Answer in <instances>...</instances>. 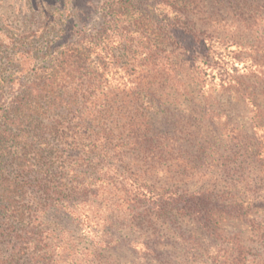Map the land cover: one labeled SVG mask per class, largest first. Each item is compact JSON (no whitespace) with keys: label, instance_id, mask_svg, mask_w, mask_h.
I'll return each instance as SVG.
<instances>
[{"label":"trees","instance_id":"trees-1","mask_svg":"<svg viewBox=\"0 0 264 264\" xmlns=\"http://www.w3.org/2000/svg\"><path fill=\"white\" fill-rule=\"evenodd\" d=\"M205 1L212 17L196 18ZM225 10L234 17L226 36L197 29ZM76 27L64 17L42 63L9 101L0 96V264H120L123 249L153 264H264V0H106L95 33ZM132 48L133 59L121 61ZM186 66L195 97L230 92L250 107L252 166L220 187L156 185L159 172L186 171L177 142L167 150L137 107L194 98L180 75ZM118 210L131 234L156 218L180 237L188 219L214 246L199 250L203 242L191 235L174 253L141 231L116 237ZM231 219L247 224V235L224 231Z\"/></svg>","mask_w":264,"mask_h":264},{"label":"rangeland","instance_id":"rangeland-1","mask_svg":"<svg viewBox=\"0 0 264 264\" xmlns=\"http://www.w3.org/2000/svg\"><path fill=\"white\" fill-rule=\"evenodd\" d=\"M105 1L78 0V7H72L67 0H0V96L9 101L12 91L19 87L18 80L22 81L23 75L30 72L33 65L42 63L47 46L61 33L60 27L64 17L71 16L75 19L78 33H95L102 25V8ZM89 9L92 10L88 11ZM197 12L196 18L213 15L212 7L207 1L200 3V10ZM214 17L215 21L211 18L207 20L206 26H196L197 29L208 28L207 30L212 32V29L217 27L220 35L226 36L228 24L234 20L233 13L225 10ZM184 45L186 48L189 44L185 42ZM185 48L183 46L180 50L182 58L188 64L193 63L192 58L196 54H190V48L188 51ZM135 50L132 48L133 54L126 52L129 61L125 57H121V61L130 62L136 55ZM123 52L124 50H121L120 55H123ZM196 60L194 66L199 65ZM7 75H11L13 80ZM180 75H183L184 82L193 91V95L189 97L194 98L182 97L180 102H166L161 106L143 99L142 105L137 107L139 113L145 114L147 120L154 124L155 133L162 135L169 144L167 150H172L173 142H177L175 150L183 162H176L182 171H186L184 174L167 175L159 172L156 185L194 190L211 183H216L219 187L229 184L239 173L238 168L247 169L252 166L250 162L253 151L252 147L247 146V142H250L254 135L250 107L230 92L215 93L214 98L207 101L202 100L200 96L195 97L197 87L193 83L191 67L186 66ZM3 77L7 80H2ZM130 110L134 112L133 108ZM125 183L126 181H123V184ZM118 186L122 188L120 184ZM242 191L240 189L237 195L245 200ZM257 197L260 198V195L253 196L254 199ZM122 200L118 195L113 198V202L117 203ZM118 211L111 212L116 225L113 234L123 237L131 233L127 227H123L125 223H122L121 217L124 214L121 210ZM61 221L72 229L75 235L81 234L80 230L75 228V223L67 225L66 219ZM182 227L183 235L179 237L176 231L168 230L162 221L150 218V221L142 222L140 228L131 234V238L139 236L141 231L148 238L163 239V244L158 247L174 253L183 252L184 248L180 244L185 242H182V239L191 235H198L203 242V245H194L199 250L214 246L213 242L200 235L199 229L188 219L184 220ZM223 229L229 233L239 231L247 235V224L237 219L224 222ZM84 241L86 244V239ZM142 257V253L133 254L123 249L121 255L117 256V261L120 264H153L150 262L152 259Z\"/></svg>","mask_w":264,"mask_h":264}]
</instances>
